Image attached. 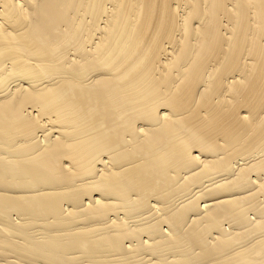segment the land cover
Listing matches in <instances>:
<instances>
[{"label":"bare ground","instance_id":"obj_1","mask_svg":"<svg viewBox=\"0 0 264 264\" xmlns=\"http://www.w3.org/2000/svg\"><path fill=\"white\" fill-rule=\"evenodd\" d=\"M0 264H264V0H0Z\"/></svg>","mask_w":264,"mask_h":264}]
</instances>
